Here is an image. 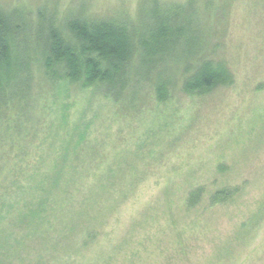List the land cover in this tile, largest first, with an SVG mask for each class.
<instances>
[{
	"label": "rangeland",
	"instance_id": "374dc122",
	"mask_svg": "<svg viewBox=\"0 0 264 264\" xmlns=\"http://www.w3.org/2000/svg\"><path fill=\"white\" fill-rule=\"evenodd\" d=\"M0 6L20 22L12 53L18 79L10 78L0 107V264H264V0ZM153 6L184 8L179 22L189 29L188 42L157 71L166 98H158L155 72H142L137 57L139 69L117 100L45 75L39 48L49 19L61 27L77 16L118 19L139 36ZM205 60L223 64L231 81L184 91ZM65 142L82 153V176L73 175L78 187H60L75 192L62 222L54 220L63 240L53 231L28 238L15 216L24 204L19 189L33 180L19 164L61 156ZM222 189L234 192L213 202Z\"/></svg>",
	"mask_w": 264,
	"mask_h": 264
},
{
	"label": "trees",
	"instance_id": "16d2710c",
	"mask_svg": "<svg viewBox=\"0 0 264 264\" xmlns=\"http://www.w3.org/2000/svg\"><path fill=\"white\" fill-rule=\"evenodd\" d=\"M175 9L151 7L150 21L139 36L135 27L130 29L125 21L118 19L77 16L67 19L63 27L56 26L54 19H49L44 24L42 32L45 38L39 48L45 75L49 79L77 83L81 88L100 89L105 96L117 100L129 86L133 70L139 69L133 65L137 57L142 72H155L158 98H166L167 81L157 71L164 67L163 59L175 53L178 44L188 42L189 33L186 23L179 22L184 8L177 6ZM19 28L20 22L15 14L0 6V107L4 103L7 84L11 79H18L20 62L12 53L16 52L14 41ZM13 58L15 62H12ZM169 59L178 62L180 58ZM230 81L229 72L223 64L205 60L185 80L183 88L189 93L204 92ZM69 144L65 142L61 147V156L50 160L39 157L35 161L19 164L22 175L25 174L23 178L33 180V184L19 189L24 196V204L15 216L21 225H25L28 238L44 237L53 231V234H58L54 236L58 237V242L63 240L61 231L53 227L54 220L62 222V215L71 207L75 195L73 190L67 189L73 185L76 187L75 176L78 173L81 175L82 153H77V145L72 147ZM94 167L100 168L99 162H95ZM63 181L69 187L59 192ZM82 181L79 178V182ZM201 192L200 189L191 192L190 202L196 203ZM233 192V189H222L211 199L213 202L222 201ZM88 236H92L91 233Z\"/></svg>",
	"mask_w": 264,
	"mask_h": 264
}]
</instances>
